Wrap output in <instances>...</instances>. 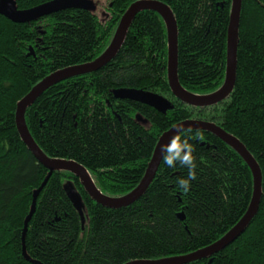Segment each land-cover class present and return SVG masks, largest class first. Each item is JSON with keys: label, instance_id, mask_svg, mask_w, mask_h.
<instances>
[{"label": "trees", "instance_id": "obj_1", "mask_svg": "<svg viewBox=\"0 0 264 264\" xmlns=\"http://www.w3.org/2000/svg\"><path fill=\"white\" fill-rule=\"evenodd\" d=\"M135 1L109 0L102 17L80 8L26 23L0 15V264H123L187 254L218 240L245 214L253 191L250 168L209 131L184 130L197 164L188 193L176 184L187 168H168L161 158L141 196L116 208L94 201L71 172L47 169L21 140L17 103L49 74L98 57ZM156 1L175 19L179 84L194 94L213 93L225 79L232 0ZM43 2L16 0V6ZM237 35L234 85L215 104L194 107L173 96L165 22L144 10L111 61L53 84L24 112L46 156L81 164L112 198L141 181L160 135L179 122H212L237 138L261 172L257 212L224 249L186 264H264V0H241ZM124 87L162 94L175 106L160 113L115 98L113 91ZM67 182L81 195L84 222L67 196Z\"/></svg>", "mask_w": 264, "mask_h": 264}, {"label": "water", "instance_id": "obj_2", "mask_svg": "<svg viewBox=\"0 0 264 264\" xmlns=\"http://www.w3.org/2000/svg\"><path fill=\"white\" fill-rule=\"evenodd\" d=\"M240 5L241 0H232L231 14L227 32L225 79L221 87L213 93L206 95L194 94L186 91L179 84L177 76V28L174 16L170 8L160 1L137 0L131 3L122 14L110 44L98 57H96L92 61L63 68L49 74L39 83L35 84L30 92L17 103V131L21 137V140L32 152V154L45 167L50 169V171L65 170L71 172L80 180L84 190L94 201L109 208H116L131 204L136 199H138L146 190L153 177L155 176L162 158L160 145L166 143L173 136V134L177 131V126H182L184 130L198 129L209 131L215 134L221 140L231 146L242 157V159L250 168L253 178V191L250 204L240 220L222 237H220L210 245L195 252L182 255L167 256L158 259L131 260L123 264H186L199 258L215 254L224 249L246 229L247 225L257 212L261 194V172L259 166L237 138L225 132L215 123L196 119H188L171 126L168 130L164 131L160 135L153 155L146 168L145 174L138 185L126 195L122 197L112 198L103 195L97 189L90 174L81 164L73 160H61L46 157V155L41 151L39 146L33 140L26 127L24 120L25 109L30 104H32L41 93H43L53 84L69 77L95 72L105 66L114 58L115 54L120 48L134 16L144 10H152L158 12L165 22L167 29V80L173 96L181 100L182 102L194 107H203L215 104L226 98L230 94L234 85L236 46L238 41L237 26L240 14ZM71 8H80L93 11L95 9V4L93 0H51L28 9H18L16 6V0H3V3L0 4V15L15 23H26L35 21L54 12ZM113 94L117 99H126L139 102L152 107L160 113H165L168 110H172L175 106L169 98L150 90L124 87L115 89L113 91ZM138 119L140 118L138 117ZM64 188L67 192L69 200L80 214L82 222H84L82 215L84 205L81 195L77 192L71 182H67ZM179 218L181 220L184 219L182 213L179 214Z\"/></svg>", "mask_w": 264, "mask_h": 264}, {"label": "clouds", "instance_id": "obj_3", "mask_svg": "<svg viewBox=\"0 0 264 264\" xmlns=\"http://www.w3.org/2000/svg\"><path fill=\"white\" fill-rule=\"evenodd\" d=\"M190 131V130H189ZM192 137L182 126L164 144L160 145L163 163L168 168L186 167L187 175L177 179L176 184L184 193H188L191 182L197 178V164L194 156Z\"/></svg>", "mask_w": 264, "mask_h": 264}, {"label": "rangeland", "instance_id": "obj_4", "mask_svg": "<svg viewBox=\"0 0 264 264\" xmlns=\"http://www.w3.org/2000/svg\"><path fill=\"white\" fill-rule=\"evenodd\" d=\"M109 0H95V9L93 10L99 17L104 16L106 12L105 6Z\"/></svg>", "mask_w": 264, "mask_h": 264}, {"label": "bare ground", "instance_id": "obj_5", "mask_svg": "<svg viewBox=\"0 0 264 264\" xmlns=\"http://www.w3.org/2000/svg\"><path fill=\"white\" fill-rule=\"evenodd\" d=\"M48 1H51V0H48ZM46 2H47V1H46ZM43 3H44V2H43ZM40 81H41V80H40ZM40 81H39V82H40ZM39 82H38V83H39ZM15 123H16V111H15ZM16 128H17V126H16ZM20 138H21V137H20ZM30 152H31V151H30ZM31 153H32V152H31ZM46 157H48V156H46ZM48 158H50V157H48ZM52 159H53V158H52ZM61 160H64V159H61ZM38 161H39V160H38ZM39 162H40V161H39ZM40 163H41V162H40ZM41 164H42V163H41ZM42 165H43V164H42ZM43 166H44V165H43ZM46 168H47V167H46ZM47 169H48V168H47ZM49 170H50V169H49ZM145 171H146V170H145ZM137 185H138V184H137ZM137 185H136V186H137ZM136 186H135V187H136ZM135 187H134V188H135ZM134 188H133V189H134ZM133 189H132V190H133ZM132 190H130V191H132ZM130 191H129V192H130ZM129 192H128V193H129Z\"/></svg>", "mask_w": 264, "mask_h": 264}, {"label": "snow or ice", "instance_id": "obj_6", "mask_svg": "<svg viewBox=\"0 0 264 264\" xmlns=\"http://www.w3.org/2000/svg\"><path fill=\"white\" fill-rule=\"evenodd\" d=\"M3 3V0H0V4H2Z\"/></svg>", "mask_w": 264, "mask_h": 264}, {"label": "flooded vegetation", "instance_id": "obj_7", "mask_svg": "<svg viewBox=\"0 0 264 264\" xmlns=\"http://www.w3.org/2000/svg\"><path fill=\"white\" fill-rule=\"evenodd\" d=\"M48 1V0H45V2Z\"/></svg>", "mask_w": 264, "mask_h": 264}]
</instances>
